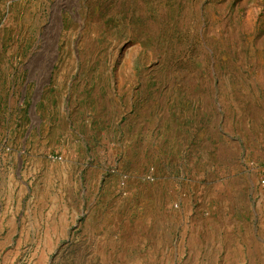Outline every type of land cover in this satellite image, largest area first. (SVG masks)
I'll return each instance as SVG.
<instances>
[{
  "label": "rangeland",
  "instance_id": "rangeland-1",
  "mask_svg": "<svg viewBox=\"0 0 264 264\" xmlns=\"http://www.w3.org/2000/svg\"><path fill=\"white\" fill-rule=\"evenodd\" d=\"M264 0H0V264H264Z\"/></svg>",
  "mask_w": 264,
  "mask_h": 264
},
{
  "label": "built area",
  "instance_id": "built-area-1",
  "mask_svg": "<svg viewBox=\"0 0 264 264\" xmlns=\"http://www.w3.org/2000/svg\"><path fill=\"white\" fill-rule=\"evenodd\" d=\"M260 182L264 183V176L261 177Z\"/></svg>",
  "mask_w": 264,
  "mask_h": 264
}]
</instances>
